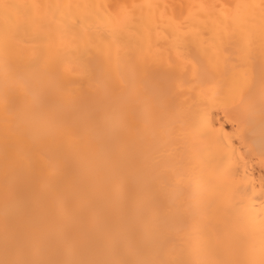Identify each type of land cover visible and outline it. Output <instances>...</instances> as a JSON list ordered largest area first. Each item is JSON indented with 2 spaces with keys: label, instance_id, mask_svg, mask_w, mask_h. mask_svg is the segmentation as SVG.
Wrapping results in <instances>:
<instances>
[{
  "label": "bare ground",
  "instance_id": "6f19581e",
  "mask_svg": "<svg viewBox=\"0 0 264 264\" xmlns=\"http://www.w3.org/2000/svg\"><path fill=\"white\" fill-rule=\"evenodd\" d=\"M0 264H264V0H0Z\"/></svg>",
  "mask_w": 264,
  "mask_h": 264
}]
</instances>
